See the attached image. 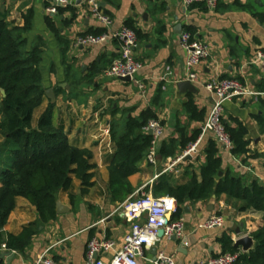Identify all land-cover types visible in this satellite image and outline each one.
Wrapping results in <instances>:
<instances>
[{"label": "crops", "instance_id": "crops-1", "mask_svg": "<svg viewBox=\"0 0 264 264\" xmlns=\"http://www.w3.org/2000/svg\"><path fill=\"white\" fill-rule=\"evenodd\" d=\"M49 3V0H0V20L22 28L30 16L32 27L24 35L27 48L38 39L44 43L41 63L44 98L33 114L32 128L37 127L39 117L52 104L45 93L53 90V122L63 128L70 144L91 152L92 185L83 186L72 178L69 190L60 191L56 197L66 213L39 225L23 254L7 251L3 243L0 264H35L43 254L56 264H86L87 244L92 238L114 242L112 251L98 255L104 262L112 259L122 247L130 224L115 212L126 200L114 202L108 193V167L114 153L111 135L97 137L104 127L122 132L130 119H139L147 110L163 126V137L158 143L157 164L149 165L145 155L137 171L128 178L133 189L129 198L144 185L152 187L162 175L171 177L172 183H185L189 179L186 172L198 174L205 164L210 144L215 145L221 161L220 175L239 177L247 184H264V67L251 64L258 51L264 52V0H217L214 10L203 4L185 9L180 0H99L102 13L112 21V30L129 24L138 34L134 56L142 69L130 82L106 76L118 57L116 41L89 47L75 44L78 36L105 30L92 18L85 4L60 8L57 15L50 16L45 14ZM184 31L209 47L210 58L197 68L202 84L234 79L255 93L224 105L222 121L227 132L237 133L240 129L245 132L247 153L241 157H234L219 146L211 133H202L214 101L204 86L191 83L196 88L195 94L180 93L176 87L180 81H187L186 55L179 45ZM2 98L0 91V102ZM188 103L192 105L190 109ZM142 133L146 134L143 130ZM191 143H198L197 153L184 159L176 173L163 174L165 161L181 155ZM161 149L174 156L162 157ZM10 159L6 141L0 137V174ZM69 195L73 196L72 202ZM239 207V202L225 196L187 203L177 219L184 223V240L188 245L161 237L152 248L144 250V256L153 260L152 250L156 249V253L173 255L175 264H190L222 254L219 240L224 235L234 245L237 239L250 237L263 224L261 213L240 212ZM213 214L223 217V227L201 229V224ZM37 221L35 208L27 200L17 198L0 235L6 240L8 235H17L22 227ZM238 251L244 253L241 248ZM138 264L146 262L139 260Z\"/></svg>", "mask_w": 264, "mask_h": 264}, {"label": "trees", "instance_id": "trees-1", "mask_svg": "<svg viewBox=\"0 0 264 264\" xmlns=\"http://www.w3.org/2000/svg\"><path fill=\"white\" fill-rule=\"evenodd\" d=\"M31 25L30 16L26 17L22 28L0 20V91L5 93L0 102V137L6 141L11 155L7 167L0 174V231L14 210L17 198L27 200L38 214L37 223L22 227L17 235H8L6 240L0 235V246L4 243L7 251L18 254L25 252L39 225L44 226L57 218V194L69 190L72 178L90 187L93 177L91 152L70 144L63 128L55 126L54 104L47 107L39 117L37 127L32 128L33 114L44 98L41 68L44 43L38 39L27 48L24 35ZM125 27L134 31L138 40L136 31L129 24ZM103 33L105 30H99L91 35ZM191 107L188 103L187 108ZM150 120H156V117L147 110L139 119H130L122 132L111 127L114 153L108 167V193L114 202L122 203L133 193L128 178L137 171L150 146L151 137L142 133ZM228 134L233 146L231 154L237 158L245 155V132L240 129L237 133ZM160 154L162 157L174 156L162 149ZM220 173L217 149L210 144L205 164L198 174L186 172L189 179L182 184L172 183L171 177L162 175L151 187V194L155 198L167 196L175 200L177 212L173 220L178 218L187 203L205 202L222 196L239 202L240 212L261 213L263 224L250 235L257 244L253 251L240 253L226 235L219 242L222 254H238L235 264H264V187L257 182L247 184L242 178ZM72 199L73 196L69 195L71 202Z\"/></svg>", "mask_w": 264, "mask_h": 264}, {"label": "built area", "instance_id": "built-area-1", "mask_svg": "<svg viewBox=\"0 0 264 264\" xmlns=\"http://www.w3.org/2000/svg\"><path fill=\"white\" fill-rule=\"evenodd\" d=\"M45 7V14L55 16L60 8H65L76 3H83L90 11L92 18L102 25L105 33L93 36H78L75 44L81 47L103 44L109 41H116L119 45L118 57L112 61L106 71V76L113 80L129 78L133 81L134 76L142 69V64L135 59L134 51L138 46L137 37L131 29L120 27L112 30L111 19L102 13L99 0H49ZM182 6L187 9L193 5L203 4L207 9L214 10L217 0H180ZM179 45L185 52V68L187 70V81L193 84H202L197 75V68L210 58V51L207 44L196 40L189 32H182L179 37ZM251 64L264 67V52L258 51ZM205 90L214 97L212 108L206 118L201 131L211 133L217 144L224 149L231 151L232 142L223 124L224 105L235 98L253 96L247 87L234 79H223L202 84ZM142 89L143 87L140 86ZM143 132H151V142L146 154V162L155 166L158 160V143L163 137L164 128L158 120H150L143 128ZM108 127L101 129L98 138H109ZM109 143L107 147H109ZM198 143H191L185 151L172 158H168L163 166V174H174L179 165L187 157H192L197 153ZM151 186L144 185L139 191L126 200L115 212L124 218L129 224V232L124 236L122 247L116 251L109 262L98 259V255L112 251L114 242L105 238H92L87 244L85 254L86 264H138L139 260L146 264H175L173 255L165 252H158L154 260L144 256V250L152 248L159 242L158 231L162 230V237L167 240L175 239L184 243V223L182 220L174 219L177 212V205L171 197L155 198L151 194ZM171 219L168 221L167 216ZM224 225V219L218 214H213L200 228L205 230L220 229ZM238 254H220L214 258L198 261L190 264H235ZM35 264H56L45 254L39 256Z\"/></svg>", "mask_w": 264, "mask_h": 264}, {"label": "water", "instance_id": "water-1", "mask_svg": "<svg viewBox=\"0 0 264 264\" xmlns=\"http://www.w3.org/2000/svg\"><path fill=\"white\" fill-rule=\"evenodd\" d=\"M121 81L130 82V79L124 78V79H121ZM176 87L180 93H185V92H189L192 94L196 93L195 86L192 85L189 81H180L179 83H177ZM1 94H2V97H5V93L3 91H1ZM45 96L50 100L52 104L55 102L53 90H48L45 93ZM148 135L151 136V132H148ZM260 185L264 186L263 183H261ZM65 213L66 211L64 210V207L59 202H56V214L63 215ZM170 219H171V216L168 215L167 220L169 221ZM162 234H163L162 230L158 231L159 237H162ZM239 234L240 233H237V235ZM173 240L175 239L173 238ZM183 242L185 243L186 240H184ZM233 246L237 249L241 248L244 253H247L249 251H253L256 248L257 244L253 241L251 237L245 236V237H240L239 239H237V241H235ZM156 252H157L156 249L152 250L153 260L155 259Z\"/></svg>", "mask_w": 264, "mask_h": 264}]
</instances>
